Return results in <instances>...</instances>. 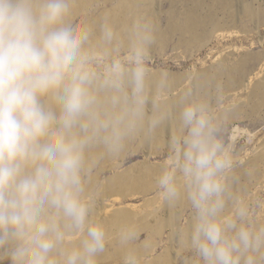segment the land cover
<instances>
[{
	"label": "clouds",
	"instance_id": "1",
	"mask_svg": "<svg viewBox=\"0 0 264 264\" xmlns=\"http://www.w3.org/2000/svg\"><path fill=\"white\" fill-rule=\"evenodd\" d=\"M78 4L0 0V264H99L110 236L96 218L95 172L169 118L177 133L155 186L163 203L191 209L183 246L196 264H264V226L233 191L211 106L189 92L174 114L151 111L150 21L122 39L107 19L97 32ZM117 235L126 246L137 233L122 225Z\"/></svg>",
	"mask_w": 264,
	"mask_h": 264
},
{
	"label": "rangeland",
	"instance_id": "2",
	"mask_svg": "<svg viewBox=\"0 0 264 264\" xmlns=\"http://www.w3.org/2000/svg\"><path fill=\"white\" fill-rule=\"evenodd\" d=\"M228 1L227 4L220 5L219 3H221V0L217 2L215 0H157L156 3L152 5V14H155L153 16L157 14L160 15H157L159 19L157 24L160 26V29L167 34V38L165 39L166 42L164 41V46L156 44L150 49V78L160 72L164 74L162 79H165L168 83L176 77L180 78L178 82L181 83L180 89L170 91L167 96H162V98L160 95H164V93L155 95L153 97L154 99L168 101L171 98H175L174 96H178V93L185 89H188V91L193 89L192 91L197 92L202 88L201 76L204 73L210 72L213 74L217 68L233 70L243 58V60H245V58L249 59L247 69H249L248 71L250 73L247 74L246 79L250 82V86H254L259 81H264V0H242V2L235 0V6L231 0ZM118 3L119 0L108 3L106 0H98L87 7L86 12L90 14L93 19L99 18L101 24L104 19L103 15L102 18H100V14H102L105 9H110ZM196 3L198 5H203V10L199 11L200 13L197 11L198 5ZM229 4L231 6H227ZM195 12L200 15L203 22H206L205 24L207 25V27H203L200 31V38L197 39V41L189 36H183L177 29L171 30V24L175 20L174 16L178 19L175 21L180 20L179 22L181 23L184 17ZM140 14L144 17L143 13ZM233 15H237L236 22H232L233 20L231 17ZM78 16L84 19L85 15L80 13ZM135 16L140 19L139 14H135ZM135 16L134 13H132L131 20H128L127 29L136 21ZM214 32L216 33L213 34ZM216 79L212 80V82L216 81V83L213 84L212 87H209V94L212 96L211 102L213 104L211 109L219 120V136L229 149L234 161L230 183L232 184V181H235L240 187H245L242 189L241 193L245 194V196L240 197L249 208L250 220L257 227L264 226V160L262 159L263 163L261 159L256 161V154L264 145V102L262 105H258V102L252 104L248 89H244L245 92H243V89L234 90L231 85L232 82L227 75L219 76ZM197 86H200L198 90ZM199 96L200 94L198 93V98L200 99ZM245 101H247V104ZM255 107H258L256 111L254 110ZM250 134L252 136H250ZM130 143H128L129 145L123 157L110 159L105 163L102 162L100 167L96 170V186L94 185L92 189L95 209L100 210L101 207L103 208L106 204H114L116 209L124 207L131 208L133 206L139 208H132L138 213H148V210L153 212L156 211L161 219H164L169 215V212L166 210L165 206L161 204L163 202L160 199L158 200L159 203L151 209L149 207H144L146 200L156 199V197H158L157 188L148 193H138L132 197H123V199H119L118 202L114 200L116 197L113 198L114 196L108 194L109 198H106L101 193L104 181L112 175L121 173L136 165H141L146 173L147 169H149V165L143 164L147 157L149 158L148 162L150 165L162 166L169 156V150L166 144L160 146L156 149L157 151H155L146 146H139L137 141ZM251 160L254 161L250 163ZM114 163L118 164L116 168L113 167ZM251 165L252 167L254 165L256 166L250 169ZM245 169H247V171L250 170L249 173L245 172ZM252 172L257 173L252 175ZM234 174L238 175L233 176ZM255 176L258 178H255ZM259 178L262 180L260 179V184L256 187L254 184H256ZM232 187L235 186L232 185ZM99 193L104 199L98 196ZM163 207L165 208L164 210L162 209ZM180 209L183 215L181 224L166 229L162 236L157 235V237L154 238L159 245L156 251L147 257L138 258L139 264L154 263V258L163 254L166 248H173L172 250L174 251L177 247V241L182 239V234L189 225L191 218V209L187 204L182 205ZM98 212L102 211L100 210ZM96 218L98 219L99 217L96 216ZM107 221L108 218L104 220V222ZM150 222L154 226H160L159 222L155 223L156 221L154 219H151ZM150 238L148 232H141L139 236L136 235L135 239L132 240V245H141L145 240ZM112 249L114 250L112 245L108 243L106 250L112 252ZM180 251H182L179 256L181 264H185L188 261H191L192 264H196V258L193 252L188 251L185 247ZM99 264H123V259L114 257L110 260H103L100 258Z\"/></svg>",
	"mask_w": 264,
	"mask_h": 264
},
{
	"label": "bare ground",
	"instance_id": "3",
	"mask_svg": "<svg viewBox=\"0 0 264 264\" xmlns=\"http://www.w3.org/2000/svg\"><path fill=\"white\" fill-rule=\"evenodd\" d=\"M95 1H98V0H79V4H78V7L76 9V13H77V15L80 13H83L85 15L84 16L85 21L87 23L91 24L98 32L99 26H100L99 18L93 19L92 16L86 12V8L91 6ZM114 1L115 0H106L107 3L108 2H114ZM156 1L157 0H119V3L116 6L110 8V9H105L104 12L102 14H100L101 15L100 18H102V15H103V19L109 20L114 25V27L117 29V31L120 32L122 39H126L128 20L129 21L131 20L132 13H134V16H135V14H139L141 21H143V20L150 21V23L152 25V29H153L154 35H155V40H154V43L152 44L151 48L154 47L156 44L164 46V44H165L164 41L167 38V34H165L163 32V30L160 29V26H158V24H157V22L159 20L158 16H160V15L157 14L158 16L157 15L153 16L155 14H152V10H151V8L153 7L152 5L155 4ZM215 1L217 2L219 0H215ZM231 1L233 2L234 6H235V0H231ZM239 1L242 2V0H239ZM227 2H229V1L228 0L227 1L221 0V3H219V4L224 5V4H227ZM201 3H202V1H201ZM240 4H242V3H240ZM227 6H231V5L229 4ZM201 10H203L202 4L198 5V8H197L198 13H200L199 11H201ZM140 13H143L144 17ZM153 13H155V12H153ZM236 17H237V15L236 16L233 15L231 17L233 21L232 20L231 21L236 22ZM172 18H170V19H172ZM135 19H136V21L140 20L136 16H135ZM174 19L178 20L177 17L175 18V16H174ZM180 19H182V18H180ZM175 20L171 24V30L177 29L182 33L183 36H189L190 38L195 39L196 41H197V39L200 38V31L203 29V27H207V25L205 24L206 22L205 23L203 22V19L200 17L199 14H197V12L192 13L187 17H184L183 21L181 20L182 21L181 23L179 22L180 20L179 21H175ZM209 27H210V25H209ZM215 33L216 32H214L213 34H215ZM204 40H205V37H204ZM183 44H184V42H183ZM194 44H195V42H194ZM205 45H208V44H205ZM205 45H204V48H205ZM243 59H241L239 61V63L236 65V67L233 68V70H231V69L228 70V69H224V68H217L215 70V72L213 71L214 72L213 74H211L210 72L204 73L201 76L202 88H200V86H197V90L200 88L197 91L200 94V96H199L200 99H204L205 101H207V103L211 107H213V104L211 102L212 96L209 94L210 93L209 87H212V85L215 84L216 81L212 82V80L218 78L219 76L227 75L232 82L231 85H232V88H234V90H242L243 89V92H245L244 89L245 90L248 89V92H249L248 94L250 95L249 97L251 98L252 104L255 102H258V105H262L264 102V81L263 80L259 81L254 86H252V87L250 86L251 85L250 82L248 81V79H246L247 74L250 73L248 71L249 69H247L249 59H246V58H245V60H243ZM163 76H164V74L158 72L155 76L151 77L150 81H149V96H150L151 101H152L151 111H153L154 113H157L160 115H163L164 113L174 114L176 111H178V107H179L178 101L186 93L191 92V93H193V95L196 98H198V93L192 91L193 89L191 91H188V89H185V90L182 89L183 91L180 90L181 92L178 93L179 94L178 96L176 95V96H174L175 98H171L168 101H163V100L160 101V99L159 100L154 99L153 97L155 95H159V94L164 93V95H160V97L162 98V96H167L170 91H176V90L181 88V85H180L181 83L178 82L180 78L176 77L173 80H171L170 83H168L165 79H162ZM167 87H168V89H167ZM246 102L247 101H245V103ZM250 108H251V106H250ZM250 108H248V109H250ZM257 109H258V107H255L254 110L256 111ZM176 133H177V122L174 118L161 119L159 124H157L154 127L145 128L141 133L132 137L128 141V143L137 141L139 146H146V147L152 148V150L157 151L156 149H158L160 146H162L164 144H166L168 146L169 138ZM250 136H252V135L250 134ZM128 145L129 144H127L125 150L123 151V153L119 157H123L125 155ZM149 150H151V149H149ZM258 151L259 152L256 151L257 152L256 161L261 159V162H262V159L264 160V145ZM148 159L149 158L147 157L145 163L143 164V165H149V169H147L146 173L144 172V169L141 165H136L135 167H130L121 173L112 175L107 180H105L104 184L102 186V192H101L102 195L106 198H109L108 194H110L111 196H114L113 198L116 197V199H114V200H115V202H118V200L123 199V197H132L138 193H141V194L142 193H148V192H151L152 190H154L156 188L155 177L159 173L161 166L150 165L148 162ZM108 160H110V159H105L103 161V163H105ZM253 161L251 160L250 163H252ZM117 165L118 164L114 163L113 167L116 168ZM254 166H256V165H254ZM251 167H252V165L250 166V169L253 168V167L252 168ZM249 171H247V169H245V172L249 173ZM99 173H100V171H99ZM256 173L252 172V175H254ZM237 175L238 174H234L233 176H237ZM255 178H258V177L255 176ZM260 179L261 178L257 179V182H256V184H254V186L256 185V187H257V185L260 184L259 183ZM96 180H97V176L94 175L93 182L91 185V191H92V189L96 183ZM232 185L235 186V187H232L234 192H236L239 196H245V194H241L242 189L245 187H240L235 181H232ZM102 195L99 193L98 196H100L102 199H104ZM249 195H250V193H249ZM158 200H159V197H156V199L146 200L144 207H149L151 209L157 203H159ZM161 204H163V206H165L166 210L169 212V215L167 214L168 216L165 217L164 219L163 218L161 219V217L158 215V212H156V211L153 212V211L148 210L147 211L148 213H138L137 211H135V209H139V208L133 207V206L131 208L124 207V208H117L116 209L114 204H109V205L106 204L103 206V208L101 207L100 210L102 212H98L100 210L95 209V211L97 212L96 216L99 217L98 220L103 222L109 229V236H110L109 243L114 248V250L112 249V252L109 250H106V252L101 256V258L103 260H106V259L110 260V259H113L114 257H119L120 259H123L126 251H133L137 255L138 258L147 257L148 255H151L152 253H154V251H156L157 247L159 246L158 242H156L154 240V238L157 237V235L162 236L163 232L166 229H170L173 226L181 224V222L183 220L182 219L183 215L180 212L181 211L180 208L182 207V205H184L186 203L177 204L175 206H169L165 203H161ZM132 208H135V209H132ZM165 208L163 207L162 209L164 210ZM161 212H162V210H161ZM106 218H108V221L104 222V220H106ZM151 219L152 220L154 219L156 221L155 223L159 222L160 226H154L151 223L152 221L150 222ZM122 225L123 226H129V227L135 229L137 236H139V234L141 232H148V234L150 235L151 238L148 240H145L141 245L135 246L133 244L134 245L133 246L132 241H130V242H128V244L126 246H122L120 241H119L118 235H117V229ZM147 238H148V236H147ZM170 239H172V238H170ZM174 246H175V244H174ZM182 248H184V246H183L182 239H181V240L177 241V247L175 248L176 250L174 249V251H173L172 250L173 248H169V247L166 248L163 254L158 255L154 258L155 259L154 263H149V264H181L179 256L181 255L180 253L182 251H180V250H182ZM190 262L191 261H188L185 264H192V262L191 263Z\"/></svg>",
	"mask_w": 264,
	"mask_h": 264
}]
</instances>
